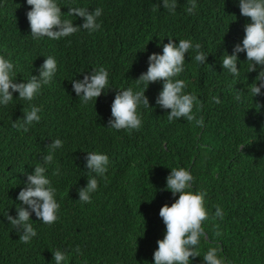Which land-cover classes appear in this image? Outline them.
I'll return each mask as SVG.
<instances>
[{
  "label": "trees",
  "instance_id": "trees-1",
  "mask_svg": "<svg viewBox=\"0 0 264 264\" xmlns=\"http://www.w3.org/2000/svg\"><path fill=\"white\" fill-rule=\"evenodd\" d=\"M59 2L64 16L77 25L82 18L68 15L67 6L102 7L100 29H81L59 40L34 39L26 0H0V55L14 62V78L27 80L48 55L58 65L32 101L14 92L13 100L0 106V264H55L56 249L65 251L66 264H152L165 228L159 208L176 198L166 188L171 167L190 170L192 190L207 192L205 236L196 248L200 256L192 257L191 264H203L210 246L218 247L230 264H264V95L251 96L256 73L246 72V53H238V78L220 63L223 51L231 54L242 41L250 22L240 14L237 0H197L194 14L186 12L188 0H178L175 13L163 0ZM169 38H190L209 52L208 64L202 65L191 59V49L186 52L185 71L177 77L197 95L193 112L197 119L203 117V125L184 118L169 121L170 109L155 104L162 87L156 81L145 90L151 108L139 109V130L107 127L116 88L142 87L136 78L147 70L148 54L161 52ZM100 66L108 69L112 87L94 105L83 104L70 79ZM31 104L41 107L40 121L27 132L12 127ZM56 138L63 147L53 153L46 175L56 189L58 219L44 224L32 213L38 234L23 243L5 215L15 216L25 173L43 163ZM93 150L107 153L110 164L91 202L83 203L77 191L87 183L85 151ZM216 205L223 219L213 216Z\"/></svg>",
  "mask_w": 264,
  "mask_h": 264
},
{
  "label": "clouds",
  "instance_id": "clouds-1",
  "mask_svg": "<svg viewBox=\"0 0 264 264\" xmlns=\"http://www.w3.org/2000/svg\"><path fill=\"white\" fill-rule=\"evenodd\" d=\"M177 2L178 0H163V6L170 13H175ZM237 3L240 14L250 18V22L244 25L242 41L233 45L231 54L227 50L223 51L220 63L223 70L238 78L240 77V67H237L238 53H246V72L256 73L250 83L251 96L264 95L262 91L264 90V0H237ZM26 4L31 6L26 12V18L30 34L34 39L47 37L50 40H59L81 29L94 32L101 27L99 17L103 13L102 7L89 11L88 8L75 4L66 5L68 15L82 18V23L77 25L64 16L65 12L61 11L63 4L59 0H26ZM196 8L197 0H188L186 12L194 14ZM190 49L194 53L191 59L200 65L208 64L206 58L209 52L203 51L201 44L194 43L190 38H181L177 41L169 38L167 43H162L161 52L149 53L147 70L136 78L137 84L142 87L136 90L132 87L116 88L110 105L111 115L107 127L115 130L124 129L128 132L139 130L143 123L139 109L151 108L145 90L150 82L156 81H160L162 87L155 98V104L162 109H170L167 111L169 121L184 118L188 121L195 120L198 126L203 125V117L197 119L193 112L194 106L198 103L197 95L186 91L185 79L177 78L185 71V53H189ZM57 70V60L54 56L48 55L36 69L35 74L31 72L27 80L17 81L14 78L17 75L14 62L0 55V106L8 105L13 100L14 92L18 93L17 97L20 99L32 101L40 93L43 85L52 80ZM70 82L73 91L83 104L91 102L94 105L97 97L112 87L109 71L104 66L84 72L82 78H72ZM236 98L240 99L239 96ZM214 100L220 103L218 97H214ZM40 112V106L31 104L29 110L24 111L19 120L12 121V127L27 132L34 122L40 121ZM62 147V139L51 140L49 152L41 158L43 163L35 165L31 172L25 173L23 187L16 196L21 203L16 207L15 216L8 212L5 215L23 243H31L38 234L32 223V213L44 224L51 225L58 219L60 205L55 198L56 189L46 175V166L53 162V153ZM85 152L87 183L79 187L77 192L79 201L90 203L92 194L99 187V179H102L108 171L110 159L107 153L98 150ZM169 169L166 188L176 198L170 204L165 203L159 208V216L165 228L162 238L156 241L157 247L153 251L152 264H191L192 257L200 256L196 248L201 238L205 236L202 222L208 219L209 215L205 207L207 192L204 189L192 190L194 176L190 170L185 167ZM213 216L223 219L224 212L221 206H215ZM75 251L79 253L80 248L77 247ZM52 254L55 264H66L65 251L56 249ZM202 261L203 264H230L221 254V250L215 246H210L203 253Z\"/></svg>",
  "mask_w": 264,
  "mask_h": 264
}]
</instances>
